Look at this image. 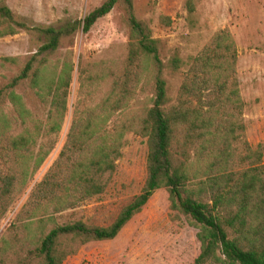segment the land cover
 I'll use <instances>...</instances> for the list:
<instances>
[{
    "label": "trees",
    "instance_id": "1",
    "mask_svg": "<svg viewBox=\"0 0 264 264\" xmlns=\"http://www.w3.org/2000/svg\"><path fill=\"white\" fill-rule=\"evenodd\" d=\"M117 7L128 36L125 64L95 103L94 74L82 72L65 144L23 211L31 217L44 216L51 208L61 212L99 196L105 189L103 177L115 169L130 131L147 140L145 182L108 225L83 220L54 225L37 242L31 260L63 264L81 245L115 238L157 189L166 188L172 208L199 225L201 247L194 264H264V151L253 148L246 136L238 50L228 28L214 32L192 58L172 98L161 42L136 15L135 0H104L83 19L49 26H30L0 0V36L25 29L37 32L42 40L22 69L0 87V104L10 98L23 110L16 88L27 84L43 103L49 102L43 135L50 140L58 134L68 110L73 64L69 59L61 65L47 64L46 56L78 30L90 32ZM171 65L180 69L179 58L174 57ZM139 86L140 92L148 87L149 95L139 110L131 111ZM19 142L27 144L28 139L10 140L15 146ZM55 144L53 138L49 146L40 145L35 169ZM22 176L11 168L0 171V218Z\"/></svg>",
    "mask_w": 264,
    "mask_h": 264
},
{
    "label": "rangeland",
    "instance_id": "2",
    "mask_svg": "<svg viewBox=\"0 0 264 264\" xmlns=\"http://www.w3.org/2000/svg\"><path fill=\"white\" fill-rule=\"evenodd\" d=\"M103 1L3 0V3L30 26H49L83 19ZM135 10L148 23L153 37L161 42L162 58L167 65L165 78L172 98L177 96L192 58L214 32L223 28L231 31L238 50L246 136L253 148L261 147L264 151V0H135ZM41 44L37 32L31 30L0 36V87L22 69ZM127 45V30L117 7L99 19L90 32L78 30L73 38H66L55 52L46 56L47 64L61 65L67 59L73 64L66 118L60 132L51 135L50 140L42 133L49 102L43 103L27 84L16 88L24 103L23 110L10 98L0 104V171L11 168L19 177L23 172L8 211L0 218V264H37L35 259L31 260L32 251L54 225L77 220L108 225L140 193L146 179L147 140L130 131L124 136L115 169L103 177L105 189L99 196L61 212L51 208L44 216L31 217L23 211L65 144L80 95L82 72L86 71L84 76L94 74L95 103L102 90L110 88L114 73L122 70ZM174 57L180 60L178 70L171 65ZM140 88L131 111L139 110L149 95L148 87L141 92ZM116 115L120 117L122 113ZM19 137H26L28 143L19 142L16 146L10 143L11 139L17 142ZM53 138L55 146L35 169L40 145L45 142L49 146ZM198 231L199 225L174 210L168 190L160 188L115 238L85 243L63 264H194L201 247Z\"/></svg>",
    "mask_w": 264,
    "mask_h": 264
}]
</instances>
